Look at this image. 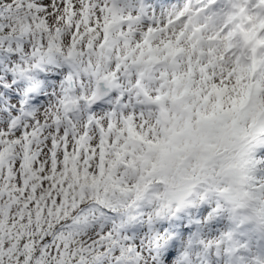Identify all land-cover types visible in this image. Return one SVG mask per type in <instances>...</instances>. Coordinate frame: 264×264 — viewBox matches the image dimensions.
Returning <instances> with one entry per match:
<instances>
[{
    "label": "snow or ice",
    "instance_id": "obj_1",
    "mask_svg": "<svg viewBox=\"0 0 264 264\" xmlns=\"http://www.w3.org/2000/svg\"><path fill=\"white\" fill-rule=\"evenodd\" d=\"M0 264H264V0H0Z\"/></svg>",
    "mask_w": 264,
    "mask_h": 264
}]
</instances>
